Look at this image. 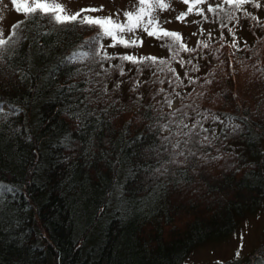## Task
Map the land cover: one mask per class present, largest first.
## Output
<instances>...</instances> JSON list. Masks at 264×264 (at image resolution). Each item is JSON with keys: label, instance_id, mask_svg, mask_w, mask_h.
<instances>
[{"label": "trees", "instance_id": "trees-1", "mask_svg": "<svg viewBox=\"0 0 264 264\" xmlns=\"http://www.w3.org/2000/svg\"><path fill=\"white\" fill-rule=\"evenodd\" d=\"M210 7L194 44L150 36L162 56L135 54L145 31L113 40L39 13L13 24L0 264H188L264 207V0ZM258 258L264 243L221 264Z\"/></svg>", "mask_w": 264, "mask_h": 264}, {"label": "rangeland", "instance_id": "rangeland-1", "mask_svg": "<svg viewBox=\"0 0 264 264\" xmlns=\"http://www.w3.org/2000/svg\"><path fill=\"white\" fill-rule=\"evenodd\" d=\"M222 0H207L188 14L184 20L177 17L187 11V6L182 0H165L169 5L166 10L157 9L154 15L159 21V26L175 31L188 43L194 44L196 40L212 30L210 19L208 20L211 4H216ZM69 13H77L82 9H102L91 12L92 16L107 17L112 16L115 20L124 23V13L126 11L137 10V0H59ZM200 11L202 14H197ZM23 13H18L11 3V0H0V30L6 37ZM207 15V16H206ZM136 31L144 32L143 26ZM135 32V31H134ZM143 45L135 52L136 55H166L165 49H161L151 44V37L147 32L143 35ZM264 243V207L254 215H249L243 221L230 239L222 243L209 244L195 250L188 260V264H216L217 261L224 262L236 259L235 253L240 245H243L240 257L245 258L252 251Z\"/></svg>", "mask_w": 264, "mask_h": 264}, {"label": "snow or ice", "instance_id": "snow-or-ice-1", "mask_svg": "<svg viewBox=\"0 0 264 264\" xmlns=\"http://www.w3.org/2000/svg\"><path fill=\"white\" fill-rule=\"evenodd\" d=\"M182 2L187 6V11L181 13L177 19L184 20L186 16L193 12L198 5L206 3L207 0H182ZM228 5L234 6L236 9L241 8L242 5L250 2V0H224ZM255 2V0H252ZM11 3L15 7V10L18 13H23L26 18H31L37 13L41 15H48L55 23L64 24L79 21L80 23L87 24L90 26H96L101 30V33L105 36L112 37L113 40L117 39V33H123L125 31L131 33L134 32L137 28L143 26L145 32L149 36H156L157 38L168 37L171 38L174 42L180 41L181 37L178 33L170 32L163 28H160L159 21L154 15L157 9L166 10L169 5L165 0H137V10L136 11H126L124 13L125 21L121 23L115 20L112 16L107 17H91V16H82L83 12H96L101 11L102 9H82L81 12L69 13L65 6L59 3V0H11ZM256 7H260L259 3L255 4ZM208 11H213L214 9L209 7ZM197 14H202L200 11H197ZM14 29H19V25H13ZM17 35V32H13L7 38L4 37L3 31L0 30V50H3L5 46L9 43H15L13 37ZM121 44H136L135 40L124 41L123 39L118 41ZM207 47V45H204ZM235 46V45H233ZM182 48L186 47L181 45ZM87 52L84 53H74L76 57H86ZM122 59L132 61L133 63L139 62L133 56H123ZM143 59L152 60L155 62L154 57H145ZM178 147V145H177ZM243 245H240L235 253V258L239 259L240 252ZM216 264H221L220 261H217ZM257 264H264V258H258Z\"/></svg>", "mask_w": 264, "mask_h": 264}]
</instances>
